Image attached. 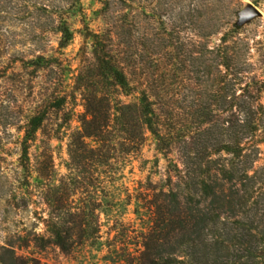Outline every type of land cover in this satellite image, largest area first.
<instances>
[{
	"label": "rangeland",
	"instance_id": "rangeland-1",
	"mask_svg": "<svg viewBox=\"0 0 264 264\" xmlns=\"http://www.w3.org/2000/svg\"><path fill=\"white\" fill-rule=\"evenodd\" d=\"M248 5L257 14L246 17ZM60 22L72 32L65 46ZM114 23L123 25L117 40L134 61L129 78L157 94L159 129L172 144L159 152L145 131L136 156L117 146L109 187L117 182L131 193L137 188L152 195L166 189L171 163L181 167L183 146L205 154L203 144L223 137L231 123L224 102L231 76L242 86L255 83L257 121L264 126V0H0V260L13 251L34 264H79L50 242L45 220L53 193L75 202L86 196V175L68 146L84 114L75 78L79 67L92 62L93 35ZM225 51L232 59L228 72L220 65ZM59 97L66 104L56 112L51 103ZM42 111L46 118L23 160L27 123ZM260 151L254 168L264 172ZM132 211L127 207L125 222H135Z\"/></svg>",
	"mask_w": 264,
	"mask_h": 264
},
{
	"label": "trees",
	"instance_id": "trees-1",
	"mask_svg": "<svg viewBox=\"0 0 264 264\" xmlns=\"http://www.w3.org/2000/svg\"><path fill=\"white\" fill-rule=\"evenodd\" d=\"M57 30L65 46L72 39L68 23L60 22ZM122 30L123 25L114 23L95 33L92 62L78 69L76 88L84 114L68 146L86 175V196L75 202L69 194L53 193L45 220L50 242L79 264H264V172L254 168L260 149L264 163V126L257 121L255 83L242 86L237 77H230L233 82L224 87L230 94L224 101L233 116L230 125L223 137L203 144L205 154L183 146L181 167L171 163L166 189L150 195L137 188L131 193L117 182L108 186L119 158L114 156L117 146L121 153L136 156L145 131L154 136L159 152L172 144L159 129L162 109L153 98L157 94L129 78L134 61L117 40ZM223 54L220 65L228 72L232 59ZM131 95H136L133 101L122 100ZM53 100V110L61 111L66 98ZM260 112L264 115L263 108ZM45 116L42 111L27 123L23 160ZM71 119L66 113L65 122ZM260 169L264 171V164ZM131 205L134 223L123 219ZM0 264L34 263L10 251Z\"/></svg>",
	"mask_w": 264,
	"mask_h": 264
},
{
	"label": "water",
	"instance_id": "water-1",
	"mask_svg": "<svg viewBox=\"0 0 264 264\" xmlns=\"http://www.w3.org/2000/svg\"><path fill=\"white\" fill-rule=\"evenodd\" d=\"M243 14L246 16V17H252L254 16L255 14H257V8L253 5H248L244 11H243Z\"/></svg>",
	"mask_w": 264,
	"mask_h": 264
}]
</instances>
